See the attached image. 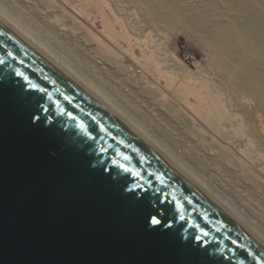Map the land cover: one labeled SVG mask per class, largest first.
Here are the masks:
<instances>
[{
	"label": "water",
	"instance_id": "obj_1",
	"mask_svg": "<svg viewBox=\"0 0 264 264\" xmlns=\"http://www.w3.org/2000/svg\"><path fill=\"white\" fill-rule=\"evenodd\" d=\"M0 264H264V245L0 21Z\"/></svg>",
	"mask_w": 264,
	"mask_h": 264
},
{
	"label": "rangeland",
	"instance_id": "obj_2",
	"mask_svg": "<svg viewBox=\"0 0 264 264\" xmlns=\"http://www.w3.org/2000/svg\"><path fill=\"white\" fill-rule=\"evenodd\" d=\"M0 5L89 77L125 120L144 122L166 142L175 168L227 197L230 214L264 244V110L232 84L246 81L264 96V0Z\"/></svg>",
	"mask_w": 264,
	"mask_h": 264
},
{
	"label": "bare ground",
	"instance_id": "obj_3",
	"mask_svg": "<svg viewBox=\"0 0 264 264\" xmlns=\"http://www.w3.org/2000/svg\"><path fill=\"white\" fill-rule=\"evenodd\" d=\"M11 19V20H10ZM0 21L5 24L7 27H9L11 30H13L17 35H19L23 40H25L29 45H31L35 50L39 51L47 60L52 62L56 67H58L60 70H62L65 74H67L72 80H74L77 84H79L81 87H83L87 92H89L91 95H93L96 99H98L103 105H105L108 109H110L112 112H114L119 118H122L126 122L127 126L130 127L131 130H133L139 137H141L144 142H146L149 146H151L157 153H159L163 158H165L171 165H173L172 161L169 160L168 154L171 153V151L163 145L164 142H161L159 139H156L150 131L146 129V125L144 126L143 123L136 122L133 119H127L125 120L124 113L122 111L115 110L111 106L110 98L107 97L100 89L93 86V82H91L84 74L80 73L75 66L70 64L69 61L62 59L60 56H58L57 53L53 52L50 48L49 44L43 41L41 38H39L35 33H32L29 30V27L24 26L20 22H18L16 19L12 18L10 14L0 5ZM80 70V69H79ZM233 85L236 87L239 86V89L243 93V96L248 99L249 103L255 102L258 104V107L264 110V96L260 94V92L255 91L254 89L247 88L248 85H246V81H242L241 83H238V80L235 78L232 82ZM109 96V95H108ZM238 96V95H237ZM236 96H234L235 98ZM113 98V97H112ZM236 99V98H235ZM240 100V98L238 97ZM236 101V100H235ZM238 101V100H237ZM118 102V101H117ZM238 103V102H237ZM240 103V102H239ZM246 103V102H245ZM113 105V104H112ZM121 105V104H120ZM119 105V107H120ZM111 108H109V107ZM115 107V106H114ZM122 109V108H121ZM124 110V109H123ZM132 114V113H131ZM133 117V116H132ZM138 119V118H137ZM192 119V118H191ZM146 120V119H145ZM191 124H194V126L198 129L199 133L202 136H206L207 131L204 130L203 124L197 122V120H194L191 122ZM152 126V124H151ZM149 128V127H148ZM151 128V127H150ZM153 132V130H152ZM159 137V136H158ZM165 139V138H164ZM163 140V139H162ZM166 143V142H165ZM164 143V144H165ZM172 148V147H170ZM170 152V153H169ZM177 153V152H176ZM178 155V154H177ZM179 157V156H178ZM173 159V158H172ZM176 159V156H175ZM182 159V157H181ZM180 161V159H179ZM175 163V162H174ZM178 163V162H177ZM176 164V163H175ZM181 165V164H180ZM178 166V165H177ZM176 166V169L181 172ZM184 166V165H183ZM189 166V165H188ZM174 167V165H173ZM181 167V166H180ZM181 169V168H180ZM185 169V168H184ZM187 169V168H186ZM185 169V170H186ZM190 170V169H189ZM192 170V168H191ZM195 171V170H194ZM189 173L188 175L191 176V178L183 174L188 180H190L198 189H200L203 193H205L212 201H214L217 205H219L221 208L225 210L234 220L238 222V220L233 217L231 213L236 211L229 201L224 199L222 196H220L219 193H216L212 188L210 190L207 188L206 182L203 180H200L201 178H198L196 176L191 175V172L186 171ZM193 172V171H192ZM195 175V174H194ZM209 182V181H208ZM200 187H199V186ZM209 185V184H208ZM206 188L209 190L207 191ZM209 194H207V193ZM216 199V201L213 198ZM233 211V212H232ZM239 223V222H238ZM240 224V223H239ZM241 225V224H240ZM253 229V225L249 224ZM242 226V225H241ZM243 227V226H242ZM247 230L246 227H243ZM248 231V230H247ZM249 232V231H248ZM256 235H259L255 231ZM262 243V242H261ZM263 244V243H262ZM264 245V244H263Z\"/></svg>",
	"mask_w": 264,
	"mask_h": 264
},
{
	"label": "snow or ice",
	"instance_id": "obj_4",
	"mask_svg": "<svg viewBox=\"0 0 264 264\" xmlns=\"http://www.w3.org/2000/svg\"><path fill=\"white\" fill-rule=\"evenodd\" d=\"M153 223H159V221L158 220H153Z\"/></svg>",
	"mask_w": 264,
	"mask_h": 264
}]
</instances>
